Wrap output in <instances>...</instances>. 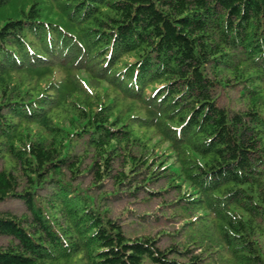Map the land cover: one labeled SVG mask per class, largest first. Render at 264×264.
<instances>
[{"label": "trees", "instance_id": "1", "mask_svg": "<svg viewBox=\"0 0 264 264\" xmlns=\"http://www.w3.org/2000/svg\"><path fill=\"white\" fill-rule=\"evenodd\" d=\"M0 160V264H264V0H0Z\"/></svg>", "mask_w": 264, "mask_h": 264}, {"label": "rangeland", "instance_id": "2", "mask_svg": "<svg viewBox=\"0 0 264 264\" xmlns=\"http://www.w3.org/2000/svg\"><path fill=\"white\" fill-rule=\"evenodd\" d=\"M159 157H157L156 162L161 160ZM1 164L2 161L0 160V168ZM86 182L88 185L89 181L87 180ZM160 186H163L162 190L166 188L163 180L159 183L150 184L149 189L150 191L157 192L159 190L157 188ZM105 190H113L112 181L108 180L105 182ZM133 193V190H130L128 184L122 186L117 194L108 192L105 203L111 209L113 218L118 220L120 224L124 225L126 230L135 232L136 234H139L138 232L142 231V227L139 226L141 222L150 223L152 226L148 233L155 235L160 232L164 235L159 239L160 246L164 247L169 245V243H174L175 240L179 241L181 239L180 237L173 236L182 229L184 219L180 220V217L178 216L173 218L170 215L171 211L168 208L163 207L164 205L162 203L163 199L171 201L174 198H177L176 190L172 189L168 193L162 194L161 197H156L151 200L145 199L144 196L154 197L153 195L147 193ZM180 197L181 194L179 198ZM5 210H11L13 213L21 215L25 213V206L20 200L9 199L0 204V211ZM183 232L184 230H181L180 234ZM143 233L145 232L143 231ZM7 243L8 239L0 238V247L6 246ZM195 253H198V251Z\"/></svg>", "mask_w": 264, "mask_h": 264}]
</instances>
